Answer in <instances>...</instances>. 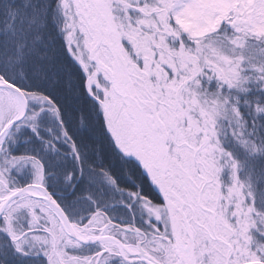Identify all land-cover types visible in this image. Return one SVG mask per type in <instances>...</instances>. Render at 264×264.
Masks as SVG:
<instances>
[{"label": "snow or ice", "instance_id": "snow-or-ice-1", "mask_svg": "<svg viewBox=\"0 0 264 264\" xmlns=\"http://www.w3.org/2000/svg\"><path fill=\"white\" fill-rule=\"evenodd\" d=\"M0 264H264V0H0Z\"/></svg>", "mask_w": 264, "mask_h": 264}]
</instances>
